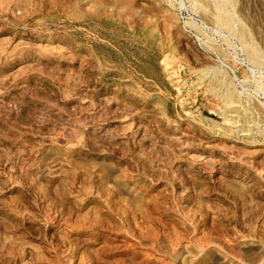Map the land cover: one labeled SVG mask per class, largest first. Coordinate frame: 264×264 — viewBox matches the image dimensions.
Here are the masks:
<instances>
[{
	"label": "rangeland",
	"instance_id": "1",
	"mask_svg": "<svg viewBox=\"0 0 264 264\" xmlns=\"http://www.w3.org/2000/svg\"><path fill=\"white\" fill-rule=\"evenodd\" d=\"M0 264H264V0H0Z\"/></svg>",
	"mask_w": 264,
	"mask_h": 264
}]
</instances>
